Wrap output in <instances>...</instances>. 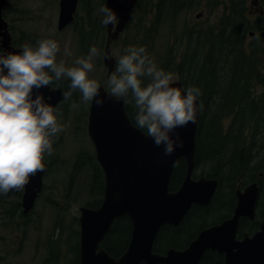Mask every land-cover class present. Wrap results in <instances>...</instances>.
I'll use <instances>...</instances> for the list:
<instances>
[{
  "label": "water",
  "instance_id": "1",
  "mask_svg": "<svg viewBox=\"0 0 264 264\" xmlns=\"http://www.w3.org/2000/svg\"><path fill=\"white\" fill-rule=\"evenodd\" d=\"M136 0H105L104 6L116 17L115 26H105L106 38L102 51V63L107 75L114 69L115 59L105 60L110 53V43L125 28ZM254 0L251 1V4ZM74 1L68 6L63 2L58 18V29L71 19ZM0 35H6L5 23L0 19ZM264 38V30L259 31ZM111 54V53H110ZM180 87V80L174 85ZM101 84V95L105 94ZM48 96L47 103L55 105L60 99L59 88H41L35 95ZM198 118V112H197ZM197 122V120H196ZM87 134L93 146L95 159L102 170L104 190L100 205L96 209L81 207L79 214V264H197L204 250L210 248L224 254L223 264H264V221L251 237L240 241L234 239L237 218L251 210L256 193L255 184L245 188L238 198L230 219L198 233L182 250L167 248L164 253L152 251L156 232L164 224L177 225L192 203L205 204L214 188V180L203 177L192 180L194 137L196 123L178 128L183 147L172 156H165L163 149L137 130L129 121L123 102L105 101L102 107L89 103L87 111ZM183 157L186 163L184 178L179 187L168 191L170 173L175 160ZM41 173L31 179L22 196L24 210L32 207L40 189ZM127 216L131 223L130 236L125 250L113 258L99 248L111 222Z\"/></svg>",
  "mask_w": 264,
  "mask_h": 264
},
{
  "label": "clouds",
  "instance_id": "2",
  "mask_svg": "<svg viewBox=\"0 0 264 264\" xmlns=\"http://www.w3.org/2000/svg\"><path fill=\"white\" fill-rule=\"evenodd\" d=\"M99 11L103 25H116L111 9L102 6ZM254 39L259 41L260 34ZM59 52L57 41L42 39L35 46H21L19 52L0 54V194L23 192L31 179L45 170L44 156L53 153V138L65 126L58 122L55 108L43 94L33 98V92L53 84L59 87L64 80L69 82V90L62 92L63 100L78 92L81 103L98 107L106 99L124 105L134 102V127L162 148L165 156L183 147L176 129L196 123L197 112L203 109L198 103V87L188 86L182 91L173 86V73L159 68L145 47L130 45L116 58L102 96L101 84L89 75L100 50L90 47L88 54L78 57L72 66L64 59L57 60ZM64 55L71 52L65 48ZM103 55L105 60L113 59L110 53Z\"/></svg>",
  "mask_w": 264,
  "mask_h": 264
},
{
  "label": "rangeland",
  "instance_id": "3",
  "mask_svg": "<svg viewBox=\"0 0 264 264\" xmlns=\"http://www.w3.org/2000/svg\"><path fill=\"white\" fill-rule=\"evenodd\" d=\"M155 1L139 0L132 14V19H129L130 21H128L125 29L110 43V53L115 60L124 48L130 45L143 46L149 57L158 65L164 58V50L168 44H173L177 48L176 57L181 54L182 49L185 51L188 48L190 51L192 50L194 42L183 40L182 31H200V34H205L208 31H215L224 22H233L239 25L241 21L240 18L235 21L236 17L230 16V10L226 8L228 5L232 6L231 0H179V3L184 5L174 17H161L162 20L153 25L149 21L154 18ZM241 1L244 7L243 13L248 23L253 25L254 22H260L261 19L256 17L253 9H251L253 7L252 0ZM101 7L100 0H96L90 17L91 19L98 18V31L92 36L91 47H97L101 55L94 58V69L89 75L90 78L96 79L106 89V80L109 74L107 75L106 68L102 63L106 31L105 25L101 23L103 19V14L99 11ZM249 9L252 12L248 13ZM229 16L232 18L230 19ZM22 28L28 30V24L23 25ZM75 30L76 25H72L66 26L57 32L55 23L49 24L46 29L48 38L57 41L60 45L57 60L64 59L68 66H72L78 57L86 56L90 49L88 47L85 53L79 50V40L76 38ZM248 30L243 33L241 43L242 46L246 47V50H248L250 44L257 41L248 35ZM65 48L71 52L70 56L64 55ZM245 52L250 54L248 51ZM176 60L178 59L176 58ZM202 63L199 57L198 61L192 62L191 66L194 65L196 72L200 73L203 71ZM229 63L219 66L223 64V61H219L217 63L218 67L213 68L215 82H218V94L232 87L235 80H237ZM257 70L263 75V79L260 83L255 82V80L250 82L248 88H250L252 101L249 98L247 102H253L254 105L257 103L260 115L264 117V67L258 66ZM196 72L192 67L189 80L200 83L202 78ZM174 76L176 80H180L176 75ZM187 86L196 87L190 82H186L185 87ZM72 97L75 100H69L66 105L61 107V110H65V113L59 112L56 115L58 122L65 126V130L53 138V153L44 156L45 170L42 179L44 189L37 195L30 210L28 216V245L17 250L15 261L18 264H50L49 261H45L49 245L57 247V249L52 250V257L57 264H69L72 257L71 251L75 248L74 231L78 230L79 207L91 198L87 193V187L91 183V170L85 166L81 167L80 171L74 172L73 164L76 160L79 161V164H82L83 156L77 158L79 152L93 155V146L86 130L89 104L80 102L78 92H74ZM217 102L218 98H213L207 107L212 108ZM74 104L75 107H73ZM129 105L131 109L135 108L134 102L129 103ZM253 113L256 118L254 111ZM209 155L211 154L208 153L205 156ZM98 198L100 199V197ZM57 218L59 221H57Z\"/></svg>",
  "mask_w": 264,
  "mask_h": 264
},
{
  "label": "flooded vegetation",
  "instance_id": "4",
  "mask_svg": "<svg viewBox=\"0 0 264 264\" xmlns=\"http://www.w3.org/2000/svg\"><path fill=\"white\" fill-rule=\"evenodd\" d=\"M73 1L74 8L71 14V19L64 27L58 29V18L60 10L62 9L63 2L67 3L69 6L71 5V3H73ZM104 2L105 0H100L102 6H104ZM95 3L96 0H0V19L5 23V31L7 33V37L6 35H0V54H5L8 52H19L21 50V46L23 45L28 44L31 46H35L38 40L50 39L48 38V31H46V29L47 26H49V24L51 23H55V28L58 32L64 29L66 26L74 25V22L76 21L78 16L89 19L91 17V13ZM252 6L253 7L251 9H253L255 16L259 17L261 21L264 22V0H254ZM249 12H252V10L249 9L248 13ZM26 24H28V30L22 28V26ZM249 30L248 35L251 38H254L261 29L257 27L256 30ZM2 31H4L3 28L0 29V32ZM74 32L76 33L77 38L76 30ZM260 41H264V38H262L261 36ZM90 47L91 45L89 46V48ZM67 84L69 85V82L64 80L59 82V87H57L56 84H53L49 88L60 89V99L53 106L56 110V115L59 112L65 113L63 109L61 110L60 104L67 102L65 100L63 101L62 97V92L69 90ZM44 97L45 101L47 102L48 96L44 95ZM250 104L251 102L249 101L245 102L243 107L235 106L231 112L222 115L220 123L222 128V135L227 137V144L229 145V143L231 142L230 147H233L235 146V144H237L238 149L244 151L243 158L245 159V162L253 161L252 164L256 166L257 162L259 161L260 164L257 167V170L249 171L250 165H246L245 170L241 171L240 158L238 156L233 157L232 155H220L218 156V161H220L221 165H217V160H207V156H201L203 152L199 151V153L197 154V130H195L193 167L190 178L192 180H197L200 177H203L205 179H212L215 181L214 188L208 201L205 204L192 203L184 213V215L181 217L177 225L164 224L160 226L163 227L168 225L174 229H180L182 233L181 236L178 234V238L179 243L184 242V244L180 245L179 248H169L182 250L196 238L200 231L219 225L223 221L230 219L237 206L238 198L244 194L245 188L250 184H255L256 186L255 197L251 206V210L245 214H240L238 216L235 225L234 239L240 241L245 237H251L260 229V224L264 221V157H257V146H262L261 142L264 141V131H261L259 133L257 132L256 118L254 117V113L251 110L252 108ZM199 113L200 111H198V117L200 115ZM226 142H224L221 147L226 146ZM262 152H260V154H263ZM93 156L95 158L94 150ZM178 159L182 161V176L173 190H169L168 188L169 192L175 191L179 187L185 175V159L183 157H178ZM213 161H217L215 162L217 164L213 163ZM225 161L230 165L226 167L225 165H222V162ZM99 170L101 172L99 179L100 181L95 183L97 192L92 188L91 192L89 188L87 189V193L89 196H91V198L89 201L84 202V205L79 207V214L81 207L96 209L101 203V198L103 196L104 190V177L100 167ZM43 174L44 171L41 173V186L35 195L34 201L37 195L44 189L42 187ZM90 180L93 183L94 179ZM24 192L25 190L23 192H10L7 195L0 194V264H18L15 261L17 250L28 245V216L30 210L34 205V201L32 207L29 210H24V207L22 205V196ZM98 197H100V199ZM120 217H125L127 219V216ZM78 218L79 215L77 217L78 230L74 231L75 248H73V251H71L72 257L70 258L69 264H79ZM117 218H115L111 222V224L115 220H117ZM57 221H59L58 218ZM105 234L97 244L96 250L99 248L105 250L101 246L105 238ZM118 246L121 245L119 244ZM118 246L112 245V248L115 249ZM54 248H56V246L52 245H49L47 248L45 261H49L50 264H57L52 257V250ZM166 249L164 248L161 253H155L162 254ZM115 250L117 251L116 253H118L119 249ZM121 253H118L116 255H111L109 253L108 254L113 258H117ZM205 253L208 254L209 258L214 257L215 259H221V262H218V264H223L224 254L210 248L204 250L197 264ZM209 258H205L202 261V264H212L210 263ZM140 263L144 264V262Z\"/></svg>",
  "mask_w": 264,
  "mask_h": 264
},
{
  "label": "trees",
  "instance_id": "5",
  "mask_svg": "<svg viewBox=\"0 0 264 264\" xmlns=\"http://www.w3.org/2000/svg\"><path fill=\"white\" fill-rule=\"evenodd\" d=\"M138 2L139 0L136 1L134 9ZM231 2L232 6L228 5L226 8L230 10V16L233 15L236 17L235 21H237V18L241 19L239 25H236L233 22H224L219 28H216L215 31H208L205 34H200V31L191 32L184 30L181 32L184 37L183 40L194 42L192 50L190 51L189 48L186 51L182 49L181 54L176 57L177 48L174 47L173 44H168L164 50V58L157 66L176 75L180 79L181 86L184 89L188 87H185L186 82H190L201 90V96L199 97L200 101L198 102L203 104V109L200 110V115L196 125V141L198 145L197 154L199 151L203 152L201 156H205L206 154L210 153L211 155L207 156V160L217 161L219 160L218 156L220 155H232L233 157L238 156L240 158L241 171L245 170L246 165H250L249 171H255L257 170L260 162L258 161L256 166L252 164L253 161L245 162V159L243 158L244 151L241 149L239 150L237 144H235L233 147H230L231 142L229 145L227 144V137L223 136L221 132L222 128L220 119L222 118L223 114H228L231 112L235 106L243 107L244 103L250 98V88H248L250 82L255 80V82L260 83V81L263 79V75L258 72L257 67H264V41L253 42V44L248 46V50H246V47L242 46L241 43L243 41L242 38L244 32H246L248 29L256 30L257 27L263 30L264 22H254L253 25L248 23V21L245 19V14L243 13L244 7L242 5V1L231 0ZM155 3L156 10L154 12V18L149 21L150 23H153V25H156L159 20L161 21V17H174L184 5L183 3H179V0H156ZM132 14L130 19H132ZM230 16L229 18L231 19L232 17ZM97 19L98 18L88 20V18L78 16L74 22V25H76L77 40H79V50L82 51V53L86 52L88 47L91 45L92 36L98 31L97 27L99 25ZM148 38H150V36H148ZM245 51H248L250 54H247ZM175 57L178 60H176ZM199 57L201 62H203V71L200 73L196 72L194 65L191 66L192 62H196V60L198 61ZM218 61H223V64H220L219 66L226 65L227 62H230L229 65L232 67L234 77L237 78V80H235V84L232 87L227 88L219 94L217 92V90H219L218 82H215V76L213 74V68L218 67V64L216 63ZM192 67H194L196 74L202 78V82L194 83L189 80L191 77L190 73L192 71ZM213 98H218L217 104L212 106V108L207 107ZM70 100L72 101L75 99L74 97H71ZM249 100L252 101L251 98ZM68 102L69 100L66 103H61L60 107L66 105ZM251 107L257 116V132L259 133L264 131V117L260 115L258 108L259 106L257 103L254 105V103L251 102ZM124 108L129 121L134 125L135 108L131 109L129 104L124 105ZM63 111L65 112V110ZM224 142H226V146L221 147ZM261 144L262 146H257V157L260 158L264 157V141L261 142ZM260 152L263 154H260ZM79 156H83V160L81 161L82 164H79V161L76 160L73 164V170L76 172L80 171L81 167H89L92 175L91 179L94 180L93 183L91 182V184L87 187V189L89 188L91 192L92 188L97 192L95 183L100 181L99 179L101 175L99 165L95 161L93 155L90 156L87 153L79 152L77 158H79ZM217 161H213V163ZM222 163V165H225V167L230 165L227 164L226 161ZM217 165H221L220 161H218ZM181 166L182 161L177 158L171 170L168 184L169 190H173L181 178ZM110 227L111 228H109L105 234V238L101 246L109 254L116 255L121 253L126 248L130 236L131 223L128 218L126 219L125 217H118ZM178 234L180 236L182 235L180 229H174L168 225L160 227L153 240V251L161 253L164 248H179V246L184 244V242L179 243ZM119 244L122 247L118 246ZM112 245L118 246L115 248L119 249L118 253H116L117 251L112 248ZM205 258H209L207 253L204 254L198 264H202V261ZM212 258H209L210 263L212 264H218V262H221V259H215L214 257Z\"/></svg>",
  "mask_w": 264,
  "mask_h": 264
}]
</instances>
